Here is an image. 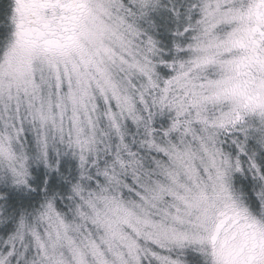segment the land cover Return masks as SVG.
Here are the masks:
<instances>
[{
	"label": "snow or ice",
	"instance_id": "snow-or-ice-1",
	"mask_svg": "<svg viewBox=\"0 0 264 264\" xmlns=\"http://www.w3.org/2000/svg\"><path fill=\"white\" fill-rule=\"evenodd\" d=\"M0 264H264V0H0Z\"/></svg>",
	"mask_w": 264,
	"mask_h": 264
}]
</instances>
